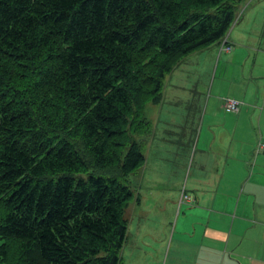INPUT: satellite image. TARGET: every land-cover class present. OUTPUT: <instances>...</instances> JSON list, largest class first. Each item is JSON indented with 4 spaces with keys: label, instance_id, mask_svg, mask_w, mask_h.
Here are the masks:
<instances>
[{
    "label": "trees",
    "instance_id": "trees-1",
    "mask_svg": "<svg viewBox=\"0 0 264 264\" xmlns=\"http://www.w3.org/2000/svg\"><path fill=\"white\" fill-rule=\"evenodd\" d=\"M226 1L0 0V264H12L9 238L22 264H121L133 192L91 166L120 163L134 102L161 98L176 56L225 37ZM17 66L40 92L30 102L7 85ZM55 97L78 114L89 161L53 128ZM47 101L48 129L36 116ZM133 151L128 173L146 161Z\"/></svg>",
    "mask_w": 264,
    "mask_h": 264
},
{
    "label": "crops",
    "instance_id": "crops-1",
    "mask_svg": "<svg viewBox=\"0 0 264 264\" xmlns=\"http://www.w3.org/2000/svg\"><path fill=\"white\" fill-rule=\"evenodd\" d=\"M237 12L223 38L232 49L222 39L186 55V87H166L174 69L166 77L155 162L146 154L140 168L150 169V189L167 182L170 193L137 203L144 264H264V0ZM201 78L208 84L199 87ZM225 98L242 102L239 111L221 116ZM155 251L156 263L143 256Z\"/></svg>",
    "mask_w": 264,
    "mask_h": 264
},
{
    "label": "rangeland",
    "instance_id": "rangeland-1",
    "mask_svg": "<svg viewBox=\"0 0 264 264\" xmlns=\"http://www.w3.org/2000/svg\"><path fill=\"white\" fill-rule=\"evenodd\" d=\"M244 2L246 0H227L225 5L231 6L236 14L234 22L236 20L238 12L241 10V7H244ZM263 2V1H261ZM233 22V23H234ZM219 41H222L219 40ZM224 41V39H223ZM204 48V47H203ZM197 51V50H196ZM149 57V56H148ZM177 59V60H176ZM182 57L176 56L175 60L177 62V66L174 68L173 71H176L175 74L169 76L166 87H175L178 86H185L189 85L190 73H188V62L187 60H182ZM140 61L142 63L146 62V56H140ZM180 61V62H179ZM48 62V58L42 61H34L33 67L36 68L38 65H45ZM30 67V68H33ZM148 67H150L148 65ZM191 68V67H190ZM16 73L13 74L12 79H7L8 87H13V91L16 93H20L24 99L30 102L28 95L31 93L34 95L36 93L37 97H39L40 92L35 91L32 84V79L29 81L26 80L27 76V69L26 67H16ZM182 72L183 79H178V73ZM179 80L180 83H176ZM206 78H201V81L197 83L199 87L202 85H207ZM185 97V94L183 95ZM162 98V96H161ZM161 98L159 96H152V95H145L143 100L141 101V105L138 106L134 102L133 112L129 118V125L127 129V135L125 137V141L123 143V147L121 148V161L118 165H114L110 169L100 170L93 166H91V171H102L106 174L116 175L121 180H123L129 187L132 189L133 197L128 202L126 209H125V217L129 221V228L126 241L124 246L121 250V264H144L146 260H141L142 256V241L144 240L142 236V228L141 222L143 219V212L141 208V204H137L138 201H166L170 190L166 187L167 182H163V185H156L155 188L150 189L144 177L147 178V175L150 174V169H142L139 167L138 170L133 172L132 174L128 173L127 168L125 167V163L127 162L128 154L130 153V157L134 154V149H141L144 154H148L150 160L149 162H155L153 159V155L155 153V146L151 145L152 136L156 135L155 140L159 134V130H161L162 122L156 120L157 115V106L161 102ZM226 99V98H225ZM224 100V99H223ZM237 100V99H234ZM55 103L52 108L49 109L51 118L54 119L56 122L53 123V128L59 132H63V136L70 139L81 152V154L89 161L91 159V153L88 150L83 138V132L79 129V116L73 110V107L69 102H65L64 99L55 97L53 99ZM145 103V104H144ZM36 107H39L38 103H35ZM46 109H39L37 110V117L39 122L44 125L48 129V101L45 104ZM222 107L219 110V114L222 116L227 115L230 116L231 114L226 113V109L224 104L222 103ZM147 109V113H146ZM204 109V107H203ZM35 112L36 109L34 108ZM44 110V111H42ZM164 118V114L163 117ZM156 120V122H155ZM151 139V140H150ZM134 144H136L134 146ZM167 144V143H166ZM168 147V144H167ZM144 165V164H143ZM142 165V166H143ZM151 166V164H150ZM152 176H155V173H152ZM151 190V193H150ZM150 193V195H149ZM158 195V196H157ZM5 242L8 244L10 248V261L12 264H22L20 261L21 256L18 251V240L16 239H5ZM2 241H0V244ZM157 245L156 239L153 243ZM155 248V246H153ZM144 257H147L149 260L155 259L154 262L156 263L157 260L161 258V254H158L156 251L153 254H143ZM144 262V263H142Z\"/></svg>",
    "mask_w": 264,
    "mask_h": 264
},
{
    "label": "built area",
    "instance_id": "built-area-1",
    "mask_svg": "<svg viewBox=\"0 0 264 264\" xmlns=\"http://www.w3.org/2000/svg\"><path fill=\"white\" fill-rule=\"evenodd\" d=\"M227 40L225 39L224 40V45H222V48L224 49H228V50H230V49H232V46L231 45H227ZM223 103H224V106H225V109L227 110V111H229V112H238L239 111V109L241 108V105H242V102H240V101H238V100H234V99H229V98H226V99H224L223 100ZM263 145L264 144H260V149L261 148H263ZM183 198L185 199V200H191V199H193V196L192 195H189V194H185L184 196H183Z\"/></svg>",
    "mask_w": 264,
    "mask_h": 264
}]
</instances>
